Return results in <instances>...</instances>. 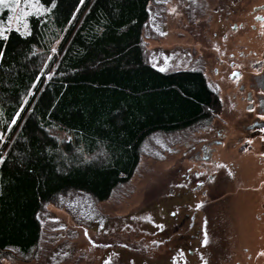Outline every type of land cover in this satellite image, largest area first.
<instances>
[{"label": "trees", "instance_id": "trees-1", "mask_svg": "<svg viewBox=\"0 0 264 264\" xmlns=\"http://www.w3.org/2000/svg\"><path fill=\"white\" fill-rule=\"evenodd\" d=\"M151 2L40 0L50 10L29 15L24 35L0 38V261L35 258L49 205L65 206L71 192L111 198L151 136L206 126L221 110L202 70L150 63L142 29ZM206 7L190 0L186 11Z\"/></svg>", "mask_w": 264, "mask_h": 264}, {"label": "rangeland", "instance_id": "rangeland-1", "mask_svg": "<svg viewBox=\"0 0 264 264\" xmlns=\"http://www.w3.org/2000/svg\"><path fill=\"white\" fill-rule=\"evenodd\" d=\"M189 1L153 0L148 4L150 15L142 36L148 44L149 60L163 71L202 70L210 87L216 90L223 87L228 71L226 54L238 46L235 36L223 37L228 23L234 19L224 18L225 7L237 1L263 0H207L205 14L200 16L194 12L191 17L186 11ZM3 11H6V16L1 20H7L8 10H0V14ZM21 30L27 32L28 24L26 29L22 25ZM236 104L225 102L224 107L228 106V110L223 109L220 116L216 114V118L206 126L184 129L167 136L160 133L151 136L144 144L149 156L144 153L130 182L111 198L95 203L82 192H71L64 199L65 206L49 205L39 214L42 234L35 258L18 257L11 261L1 260L0 264H174L172 259L176 256L184 261L185 255H180V250H170V247L178 236L189 237L190 233H197L196 228L189 231V216L198 201L205 198L202 190L196 191L187 181H178L181 171H184L181 169L190 166V151L211 141L220 129H230L234 135L238 133L240 128L234 126L233 120ZM54 133L60 139L73 140V135L68 132L56 130ZM217 151L215 159L219 160V171L211 167V173L217 175L209 183V186L212 184L210 190L218 194L217 198L230 194L226 196L230 199L229 206L236 205L235 200L240 195L251 193L242 189L253 185L257 156L250 152L247 156L239 155L232 143L226 150L219 147ZM150 153H156L155 158ZM243 178L253 179L248 183ZM175 179L177 184L172 183ZM187 186L189 191L177 194L178 187L186 189ZM207 207L213 218L216 215L214 211L223 216L228 210L212 203ZM207 210L201 208L197 214L201 220ZM159 221L161 230H158ZM199 223L197 216L195 226L198 227ZM166 237L172 239L163 244L160 241V245L159 242L153 244L154 240ZM113 242H125L129 249L115 248ZM179 245L186 250L190 247L186 240L179 241ZM117 250L121 253L119 256L114 255ZM203 251L202 246L199 257H194L196 264H218L217 256H211V263L206 262Z\"/></svg>", "mask_w": 264, "mask_h": 264}, {"label": "flooded vegetation", "instance_id": "flooded-vegetation-1", "mask_svg": "<svg viewBox=\"0 0 264 264\" xmlns=\"http://www.w3.org/2000/svg\"><path fill=\"white\" fill-rule=\"evenodd\" d=\"M225 8L227 11L224 18L234 19L229 22L231 24L228 23L223 37L235 36L238 46L226 54L228 71L224 85L215 90L221 101V110L217 116H220L223 109L228 110V106L224 107L225 102H236L237 112L233 120L234 126L240 129H237L238 133L235 132V135L230 133V129H220L211 141H206L190 151V166L181 169L184 171H181L178 181H187L196 191L202 190V197L205 199L198 201L199 207L195 206L189 216V231L196 228L197 233H190L189 237L178 236L170 247V250H180V255H185L184 261H181L179 256H176L175 260L172 259L174 264H196L194 257H199V248L202 246L203 258L208 263H211V256H217L218 264H264V0L248 3L237 1ZM231 143L237 148L239 155L254 153L258 163L256 177L243 178L248 183L253 179L252 186L242 189L243 192L251 193L240 195V198L235 200L237 204L229 206L230 199H226V196L230 194L222 198V195H219L217 198L218 194L212 193V184L209 186V183L213 182L217 175L211 173V167L219 171V160L215 159L217 149L223 147L226 150ZM176 181L177 179L172 183ZM177 189V194L189 191L188 186L186 189ZM210 203L228 210L223 216L218 215L219 211H214L216 215L213 218L212 214H208L212 212L207 207ZM201 208L208 209L202 220L200 215H197ZM171 215H174V211H171ZM197 216L201 222L198 227L195 226ZM158 227V230H161L160 221ZM171 239L172 237H166L163 240H154L153 244L159 242L160 245V241L163 244ZM181 240L190 244L187 250L179 245ZM113 244L115 248L123 251L129 249L125 242ZM196 252L198 255L195 256ZM120 254L119 250L114 253L115 256Z\"/></svg>", "mask_w": 264, "mask_h": 264}, {"label": "snow or ice", "instance_id": "snow-or-ice-1", "mask_svg": "<svg viewBox=\"0 0 264 264\" xmlns=\"http://www.w3.org/2000/svg\"><path fill=\"white\" fill-rule=\"evenodd\" d=\"M80 3H83V0H80ZM56 0H51V7H55ZM79 8V5H77V9ZM7 9L8 10V17L7 20H0V38L7 39V31L9 30H15L20 32L21 35H24V31L21 30V26L26 29L27 28V22L26 17L29 15H40L41 13H46L50 9L44 7L40 0H0V10ZM73 16H75V12H73ZM72 21L70 20L69 23ZM55 51V49H53ZM3 55L2 50H0V56ZM161 71L164 69L161 68ZM29 94H31V90H29ZM23 107V105H21ZM16 115H19L17 112ZM16 117L14 116L12 118V123H15ZM11 123L8 125L9 128H11ZM3 136L0 135V142H2ZM5 158L3 156H0V162H3ZM87 159V158H86ZM223 165H221L222 167ZM199 207V205H197ZM207 237L205 236V240ZM175 260V258H173Z\"/></svg>", "mask_w": 264, "mask_h": 264}]
</instances>
